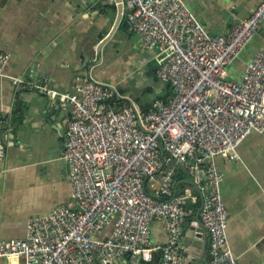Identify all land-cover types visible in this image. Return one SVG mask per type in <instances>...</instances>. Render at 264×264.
Masks as SVG:
<instances>
[{
  "label": "built area",
  "instance_id": "2783aa9c",
  "mask_svg": "<svg viewBox=\"0 0 264 264\" xmlns=\"http://www.w3.org/2000/svg\"><path fill=\"white\" fill-rule=\"evenodd\" d=\"M122 4L139 47H157L156 74L171 84L172 94L141 109L115 85L93 76L73 91L37 86L70 107L62 155L72 200L31 217L25 237L0 239V258L18 256L26 264L120 259L138 264L152 259L151 227L164 220L163 264H193L196 256L184 252L179 241L187 216L197 214L208 235L210 264H242L229 245L224 174L215 158L237 157L249 134L264 132V50L248 61L240 81L228 72L264 22V0L248 18L235 19L225 35L206 30L183 0ZM9 57L0 48V78ZM121 97L129 102L119 104ZM199 170L207 178L196 209L191 189H179L177 173Z\"/></svg>",
  "mask_w": 264,
  "mask_h": 264
},
{
  "label": "crops",
  "instance_id": "0c3cea01",
  "mask_svg": "<svg viewBox=\"0 0 264 264\" xmlns=\"http://www.w3.org/2000/svg\"><path fill=\"white\" fill-rule=\"evenodd\" d=\"M183 1L206 30L225 35L235 19L248 18L262 0ZM117 16L116 0H0V48L10 54L6 76L0 78V239L25 237L31 217L72 200L69 165L62 155L70 107L37 86L73 91L93 76L115 85L141 109L170 96L156 74L157 47L142 50L126 17L113 30ZM260 49L264 50V22L228 67L229 77L240 81ZM126 102L125 97L118 101ZM236 155L215 158L224 174L221 194L229 213V245L242 264H264V132L249 134ZM178 173L177 178L185 176L179 189L190 188L191 206L199 209L204 173ZM197 221V214L187 216L183 245L201 227ZM167 240L166 221H154L153 257L138 264H163ZM195 251L193 264H210L208 243L198 241ZM0 264L26 263L10 256L1 257Z\"/></svg>",
  "mask_w": 264,
  "mask_h": 264
},
{
  "label": "water",
  "instance_id": "95a60500",
  "mask_svg": "<svg viewBox=\"0 0 264 264\" xmlns=\"http://www.w3.org/2000/svg\"><path fill=\"white\" fill-rule=\"evenodd\" d=\"M117 2V8H118V16L116 19V23H115V27L113 30H115V28L117 27V25L119 24V22L122 20V10H123V4H122V0H116ZM110 36V35H109ZM109 36L106 39H103L98 47V50L100 52L102 45L108 40ZM207 178V175L204 174V180ZM197 223H200L199 220L197 221ZM183 237H185V233L182 235L180 241H179V245L181 247V249L189 254H195V248L197 245V242H208V235L205 233V230L203 227H198L195 230L194 235L191 237V239L189 240L187 246L183 245ZM125 264H127V259L125 260Z\"/></svg>",
  "mask_w": 264,
  "mask_h": 264
},
{
  "label": "trees",
  "instance_id": "16d2710c",
  "mask_svg": "<svg viewBox=\"0 0 264 264\" xmlns=\"http://www.w3.org/2000/svg\"><path fill=\"white\" fill-rule=\"evenodd\" d=\"M165 88H166V90H167V96H168L170 93L172 94V87H171V84H170V83H166ZM171 94H170V96H171ZM170 96H169L168 98H166L165 100H168V99L170 98ZM178 174H183V173H180V171H179ZM178 179H179V181H180V182H179V187L184 186L183 180L185 179V176H184V177H180V175H179Z\"/></svg>",
  "mask_w": 264,
  "mask_h": 264
}]
</instances>
